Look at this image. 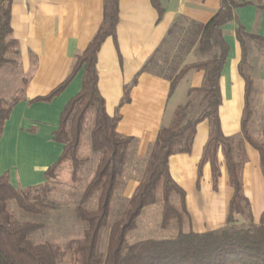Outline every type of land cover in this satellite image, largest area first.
Wrapping results in <instances>:
<instances>
[{
    "label": "trees",
    "instance_id": "1",
    "mask_svg": "<svg viewBox=\"0 0 264 264\" xmlns=\"http://www.w3.org/2000/svg\"><path fill=\"white\" fill-rule=\"evenodd\" d=\"M159 11L163 9L153 0ZM245 3L240 0H222L221 9L205 25H196L199 42L195 50L203 55L201 60L175 72L171 66L165 77L171 82V94L179 81L192 69L205 72L203 85L189 92L191 98L179 106L171 123L161 128L151 146L139 185L131 198L125 200L120 216L109 225L115 191L122 185L127 159L133 155L136 141L117 132L119 109L114 117L107 114L105 100L98 88L97 62L99 51L109 37L117 44L119 0H104L103 22L86 50L75 56L67 78L48 95L33 102H51L59 96L82 71V86L64 107L59 126L53 133L54 141L63 145L58 160L45 172V182L32 187H14L7 173L0 175V264H264V211L260 222L253 221L251 205L243 190V169L248 162L246 144L260 155L264 176V141L258 139L253 128L257 116L256 88L249 73L246 51L247 41H256L264 47V38L246 33L237 22L236 35L243 54L239 73L245 81V107L241 120V133L226 137L221 130L219 107L221 105L220 78L227 61L229 47L222 29L236 21L235 10ZM11 0L0 2V69L12 63L9 53L18 56V41L10 26ZM154 56L124 87L121 106L130 102V93L139 76L150 71ZM28 80H23L21 97L5 102L0 99V139L4 125L13 107L22 100ZM92 116L91 147L97 156L92 177L84 187L77 207V215L87 225L83 236L64 243L51 241L35 243L34 233L42 224L20 221L12 207L22 212L40 216L44 199L50 192L58 168L71 163V178L76 181L79 168L86 161L81 155V136L88 116ZM204 120L210 124L209 140L204 147L199 165V175L205 163H210L213 185L216 189L220 176L217 154L221 150L226 161L233 196L225 227L203 233L194 232L186 207V193L172 179L169 159L177 154H189L196 127ZM120 178V180H119ZM119 180V181H118ZM121 184V185H120ZM161 204V228L174 227L176 233L168 239H144L128 243L130 232L137 228V220L149 206ZM108 231L107 242L102 245L103 231Z\"/></svg>",
    "mask_w": 264,
    "mask_h": 264
},
{
    "label": "crops",
    "instance_id": "2",
    "mask_svg": "<svg viewBox=\"0 0 264 264\" xmlns=\"http://www.w3.org/2000/svg\"><path fill=\"white\" fill-rule=\"evenodd\" d=\"M155 1L163 9L161 18L153 0H119L117 44L112 37L107 38L97 62L98 88L107 114L114 117L119 109L117 132L136 141V162L146 160L161 128L171 123L175 110L191 98L190 90L200 88L205 78L204 71L192 69L171 94V82L165 77L168 73L157 72L153 66L158 59L168 58V64L177 61L173 69L178 72L201 60L203 55L195 52L200 36L194 24H207L222 7V0ZM240 3L245 5L235 10L237 20L222 29L229 47L220 78L219 107L221 130L226 137L241 133L245 107V81L239 73L243 49L236 35L237 22L247 34L264 38V0ZM103 18L104 0H11L10 26L19 44L21 72L28 77L23 99L13 107L0 139V175L7 173L14 187L44 183L45 172L62 154L63 145L54 141L53 133L64 107L81 89L82 71L51 102H31L48 95L67 78L75 56L86 50ZM246 51L257 92L253 128L257 138L264 141V47L249 40ZM153 56L150 71L139 76L130 102L121 106L124 87ZM209 134V121L204 120L196 127L191 153L169 159L171 177L186 193L187 211L197 233L227 225L233 196L221 150L217 154L220 176L216 189L210 163L203 165L199 175ZM246 152L243 190L253 221L258 224L264 211V176L259 152L248 143ZM138 185V175L130 176L122 197L131 198Z\"/></svg>",
    "mask_w": 264,
    "mask_h": 264
},
{
    "label": "rangeland",
    "instance_id": "3",
    "mask_svg": "<svg viewBox=\"0 0 264 264\" xmlns=\"http://www.w3.org/2000/svg\"><path fill=\"white\" fill-rule=\"evenodd\" d=\"M174 46V45H173ZM172 46V47H173ZM175 47V46H174ZM173 51V50H172ZM8 57L12 63L0 69V99L10 102L15 97H21V89L23 80L28 77L22 74L21 63L14 53H9ZM168 58L158 59L153 69L157 72L170 73V66L177 61L173 60L168 64ZM170 65V66H169ZM23 99V97H22ZM93 118L88 116L83 128L81 136V155L86 161L81 165L78 171L76 181L71 178L72 165L67 162L62 164L56 171L55 178L49 180L50 192L44 199L43 213L40 216H33L12 207L16 218L20 221H33L42 224V228L33 234L32 240L35 243L51 241L54 243H64L68 240L79 239L83 236L87 225L80 220L77 215V207L81 198L84 187L92 177L97 156L91 147L90 130ZM148 157L144 162L136 159L134 155L126 161V169L122 176V185L115 191V199L112 202V213L109 217V225L118 219L121 211L125 206V198L122 197L124 186L127 179L132 175H140L146 165ZM120 180V178H119ZM118 180V181H119ZM176 230L171 227L167 230L161 228V204H155L147 207L137 220V228L129 233L127 237L128 243L144 239H168L175 235ZM102 245L107 242L108 231H103ZM63 264H69V260H65Z\"/></svg>",
    "mask_w": 264,
    "mask_h": 264
}]
</instances>
